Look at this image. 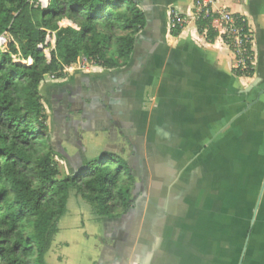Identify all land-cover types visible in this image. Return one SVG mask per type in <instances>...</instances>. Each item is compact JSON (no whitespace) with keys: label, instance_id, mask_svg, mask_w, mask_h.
Listing matches in <instances>:
<instances>
[{"label":"crops","instance_id":"0c3cea01","mask_svg":"<svg viewBox=\"0 0 264 264\" xmlns=\"http://www.w3.org/2000/svg\"><path fill=\"white\" fill-rule=\"evenodd\" d=\"M139 2L146 23L126 66L72 71L50 87L88 77L110 90L125 158L143 169L139 202L113 218L118 251L104 246V264H264V0L215 4L247 20L251 77L236 75L230 47L192 19L171 34L170 11L189 15L193 0Z\"/></svg>","mask_w":264,"mask_h":264},{"label":"trees","instance_id":"16d2710c","mask_svg":"<svg viewBox=\"0 0 264 264\" xmlns=\"http://www.w3.org/2000/svg\"><path fill=\"white\" fill-rule=\"evenodd\" d=\"M139 4L49 0L40 8L30 0H0V34L7 32L13 40L6 52L0 51V264H47L45 254L71 190L99 219L118 217L130 207L138 172L117 152L103 151L57 178L58 146L47 126L40 85L46 74L63 78L62 69L80 57L107 70L126 66L135 36L146 23ZM63 18L74 26H59ZM196 26L208 41L219 35L208 19H198ZM46 31L54 32L49 57L39 48ZM179 31L172 29L171 34ZM11 54L29 57L31 63L14 61ZM234 72L251 77L253 65Z\"/></svg>","mask_w":264,"mask_h":264},{"label":"rangeland","instance_id":"374dc122","mask_svg":"<svg viewBox=\"0 0 264 264\" xmlns=\"http://www.w3.org/2000/svg\"><path fill=\"white\" fill-rule=\"evenodd\" d=\"M44 51L49 57L51 51L49 44ZM55 81L57 79L51 78L49 74H46L43 82H41L43 86L40 88V93L48 114V129L55 144L58 146V152L54 155L59 168L57 178L73 173L80 165H84L87 160L97 158L103 151L111 150L119 153L120 156L127 157L128 146L123 143L119 131L107 121V109H100L101 115L96 121L91 120V122L84 123L79 127L75 122L72 124L70 120L77 117L71 114V119L68 121V106H65L72 98L67 99L66 97L63 98L62 95L60 96V93H57L59 86H57L56 90L51 89L50 87L57 83ZM79 98L77 97L76 99ZM59 100L64 102V108H62L61 113L56 110ZM95 102H97L96 99ZM54 113L60 117L58 118L60 121L55 118L53 121L52 115ZM61 151L64 153H60ZM136 169L142 177L143 169H140L139 166ZM154 169H157V167ZM138 182H141V180L138 179ZM121 213L123 215L127 214L126 211H121ZM113 220L97 218L91 206L79 194L73 190L69 191L66 210L58 220V231L45 254L46 263L97 264L104 251L103 247L111 246L116 235H113V231H115L113 225L118 222H113ZM105 231L112 232H107L106 234ZM97 254L99 255L97 256Z\"/></svg>","mask_w":264,"mask_h":264},{"label":"built area","instance_id":"2783aa9c","mask_svg":"<svg viewBox=\"0 0 264 264\" xmlns=\"http://www.w3.org/2000/svg\"><path fill=\"white\" fill-rule=\"evenodd\" d=\"M35 7L46 8L49 0H30ZM217 0H193L192 10L189 15L183 14L177 10H171L169 13V27L170 29L181 30L187 26L192 19L195 24L198 19H208L209 24L213 27L225 43L230 47L234 57V70H245L248 65H253V53H252V36L249 25L246 18L243 15L235 13L227 8L215 6ZM59 26L73 25L71 21L66 18L61 19L58 22ZM45 41L39 48L45 49L49 44L50 49L54 48V32L46 31ZM13 42L9 33L3 32L0 34V51L6 52L8 44ZM45 53V51H44ZM47 56V54L45 53ZM14 61L21 62L23 64H30L31 59L20 58L17 54H11ZM48 57V56H47ZM95 66L92 61L87 60L85 57L80 59L69 66H65L62 69L63 75L72 71H84ZM51 78H54L53 74H49Z\"/></svg>","mask_w":264,"mask_h":264},{"label":"flooded vegetation","instance_id":"af4514ba","mask_svg":"<svg viewBox=\"0 0 264 264\" xmlns=\"http://www.w3.org/2000/svg\"><path fill=\"white\" fill-rule=\"evenodd\" d=\"M83 84L79 87H71L69 84H63L60 85L57 89L54 88V90L57 89V93H60V96L62 95L63 98H69L71 99L70 101H68L67 104H65V106H68L67 109V115H69V117L67 118V120L69 121L71 119L70 116H76V119H72L70 120L71 123L73 124V122L76 123V125L79 127L81 125H83L84 123L87 124V122H91L92 121H96L98 120V117L101 115L100 109H104L106 108L107 111L106 113L108 114V122L110 123V125L114 126L118 131H119V135L122 139H125L126 136L121 135L120 133H122V128L120 127V117L117 114V112H115V110H113L110 106H111V91H104L103 93L100 94V90H103L101 88V84L98 83V81L95 80H91L90 78H85L82 79ZM79 87V88H78ZM91 89V91H89ZM79 93V94H78ZM77 97H80L79 99H76ZM95 99L97 100V102H95ZM63 103V101H61ZM63 105V104H62ZM92 106V107H90ZM105 110V109H104ZM72 114V115H71ZM125 135V134H124ZM139 180L142 181V177L139 178ZM140 183H137L135 187H137V185ZM137 202H139L137 196H136V192L134 191V198L132 199V203L130 204V207L126 210V211H130L133 208H135V206L137 205ZM122 218L124 217L123 214H121L118 217H113V218ZM113 218H107V219H113ZM106 219V218H103ZM117 240H114L113 244H112V248L114 249L113 251H118L117 250ZM99 254H97L98 256ZM103 252L101 255L100 260L97 262V264H104L105 261H103L104 257H103ZM103 261V262H102ZM112 261V260H111ZM114 264H117L116 262H113Z\"/></svg>","mask_w":264,"mask_h":264},{"label":"water","instance_id":"95a60500","mask_svg":"<svg viewBox=\"0 0 264 264\" xmlns=\"http://www.w3.org/2000/svg\"><path fill=\"white\" fill-rule=\"evenodd\" d=\"M260 92H264V90L263 91H260Z\"/></svg>","mask_w":264,"mask_h":264}]
</instances>
